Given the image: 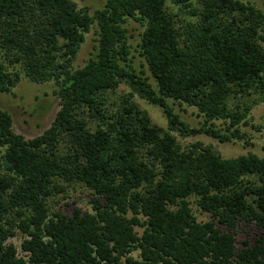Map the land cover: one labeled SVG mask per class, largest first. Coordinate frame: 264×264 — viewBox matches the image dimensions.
I'll use <instances>...</instances> for the list:
<instances>
[{
	"label": "trees",
	"instance_id": "16d2710c",
	"mask_svg": "<svg viewBox=\"0 0 264 264\" xmlns=\"http://www.w3.org/2000/svg\"><path fill=\"white\" fill-rule=\"evenodd\" d=\"M176 1L199 21L177 26L166 0H107L94 15L73 0H0V92L22 74L53 80L61 105L29 139L0 108V264H264V235L238 247L230 231L241 220L264 228V157L225 158L201 142L184 148L174 134L245 137L239 126L264 101V12L244 0H200L199 9ZM129 18L145 24L141 54L157 89L129 69ZM96 21L97 52L75 68ZM122 82L132 92L110 113L106 93ZM135 94L164 109L168 129ZM169 98L196 106L204 124L189 126ZM219 119L229 122L225 132ZM62 182L91 189L92 211L52 209ZM192 196L210 220L197 219ZM18 233L25 255L9 242Z\"/></svg>",
	"mask_w": 264,
	"mask_h": 264
},
{
	"label": "rangeland",
	"instance_id": "374dc122",
	"mask_svg": "<svg viewBox=\"0 0 264 264\" xmlns=\"http://www.w3.org/2000/svg\"><path fill=\"white\" fill-rule=\"evenodd\" d=\"M79 8H86L90 15H94L99 9L105 6L107 0H73ZM194 8H201L200 0H191ZM244 2L254 5L256 8L264 12V0H244ZM167 8L176 15V25L183 27L188 22L197 23L199 16L191 13L190 8L186 7L183 2L176 0H166ZM128 29V43L130 45L129 69L137 74L149 78V82L157 89V82L152 75L144 56L141 54V38L145 29V24L142 21L134 18H129L125 24ZM99 26L97 21L92 25L89 33L86 34V40L82 44L78 55L74 61V67H83L91 57H94L97 52L99 39ZM264 33V31H263ZM264 46V41L261 42ZM58 86L55 81H47L44 83H35L29 80L24 74L18 85L11 92H0V108L11 113L14 122V129L17 133L24 135L27 139L42 134L53 122L57 112L61 108L60 98L55 94ZM132 92L131 87L127 82H122L114 91L106 93V107L110 113L117 112L123 101ZM139 105L143 110H146L153 123L168 129V118L164 109L160 106L150 103L146 99L135 94L131 99ZM168 103L177 113L181 120L187 122L191 127H200L204 124L205 117L196 106H190L184 102H178L169 98ZM81 115L88 119L90 126H95V118L91 116L89 109L85 107ZM248 124H241L240 131L245 134L243 139H233L222 142L208 134L199 133L186 137H178V141L184 148L189 147L192 143L201 142L204 145H212L214 150L225 158L237 157L239 155L253 152L260 157H264V101L257 103L250 114L246 118ZM216 127L221 128L224 132L228 121L223 119L214 120ZM63 183V182H62ZM66 186V191L56 194L49 201L52 204V209L62 211L68 215H72L74 209H81L82 212L92 211L93 191L82 183L73 182L71 184L63 183ZM191 206L201 222L211 219L209 213L201 211L196 203L195 196L190 198ZM57 201V202H56ZM226 230H230L224 227ZM139 234L142 233L141 227H136ZM234 233L237 246L242 247L244 241L248 240L249 244L255 243L256 239L264 235V228L259 227L256 223L241 220L239 224L232 230ZM23 235L18 233L15 237L10 238L9 242L17 246L19 255H25L21 242ZM133 255L137 258L138 251H134Z\"/></svg>",
	"mask_w": 264,
	"mask_h": 264
}]
</instances>
